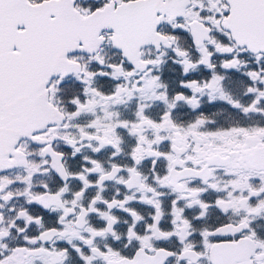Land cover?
I'll return each mask as SVG.
<instances>
[{
  "label": "snow or ice",
  "instance_id": "obj_1",
  "mask_svg": "<svg viewBox=\"0 0 264 264\" xmlns=\"http://www.w3.org/2000/svg\"><path fill=\"white\" fill-rule=\"evenodd\" d=\"M0 264H264V0H0Z\"/></svg>",
  "mask_w": 264,
  "mask_h": 264
}]
</instances>
